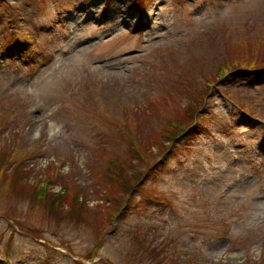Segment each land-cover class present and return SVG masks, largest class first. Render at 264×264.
<instances>
[{
  "label": "rangeland",
  "instance_id": "1",
  "mask_svg": "<svg viewBox=\"0 0 264 264\" xmlns=\"http://www.w3.org/2000/svg\"><path fill=\"white\" fill-rule=\"evenodd\" d=\"M263 64L264 0H0V153L26 187L0 177V264H264ZM201 103L114 220L108 159L158 160Z\"/></svg>",
  "mask_w": 264,
  "mask_h": 264
},
{
  "label": "trees",
  "instance_id": "2",
  "mask_svg": "<svg viewBox=\"0 0 264 264\" xmlns=\"http://www.w3.org/2000/svg\"><path fill=\"white\" fill-rule=\"evenodd\" d=\"M261 66H264V64ZM226 75H224V77H226ZM210 91L206 92L202 96V100H201L202 103H203V99L207 97ZM202 103L198 107L193 106L192 109L189 108L187 109V111L184 110V113L186 112L187 117L185 116L183 123L184 125L186 124V126L184 127L182 132H180L177 135L173 134L171 136L170 138L171 143L168 146H166L164 149H162L161 153L157 156L158 160L157 158L156 159L148 158L145 160L143 159V157L140 156L137 157V159H131V160H136L138 162V165H133L132 167L128 168L126 166V163L128 162V158H126L125 156L117 157L115 159L114 158L108 159L107 167L102 172L101 176L103 177V179H106L111 183L108 192L113 193L114 195L116 194L118 196L117 199L122 198V202L120 203L118 209L115 211L114 215L112 214L114 220H116L118 217L123 216L124 212L131 209L133 204V199L135 198L139 189L143 186L147 177L153 175L156 172L158 165L164 164L166 160H168L169 156L175 152V149L179 145L180 141L183 138L190 136L193 133V131H195L196 129H200L202 127L201 121L199 119L205 118V114L207 113V108L205 107V103H204V107L202 106ZM198 116L200 117L197 119ZM18 156H19L18 154L17 156H15V155H7L4 152L0 153V177L2 178V180L4 179V182L6 183V186L11 193H16V191L20 193V191L26 190V187H24V185L22 184V180H23L22 171L24 169L20 167V165L18 164L19 159L24 161L25 157L23 156L18 157ZM144 160L146 161L147 165L144 164L143 162ZM14 161L18 165H16V167L13 169L12 175H8L7 171L10 168V166H12L11 164H13ZM140 167H143V169H140ZM114 175L115 178L112 177ZM116 180H123L124 182V185H121L122 192L120 195H118L117 190H115V188L113 187L114 184L117 183ZM72 190H74V187L69 188L68 185H66L64 194H58L57 196L49 195V200H48L49 204H47V210L53 212L54 211L53 208L55 207L56 210H58V212L55 213V215L58 216L57 218L59 220H63V218L67 217L61 215L64 207V204L62 202L66 199V197L70 195H72L73 197L78 195ZM39 196H40L39 193L33 196V199L36 203L40 199H42ZM81 214L83 213L81 212ZM83 217L84 214L81 216L80 219L87 221V218H83Z\"/></svg>",
  "mask_w": 264,
  "mask_h": 264
}]
</instances>
